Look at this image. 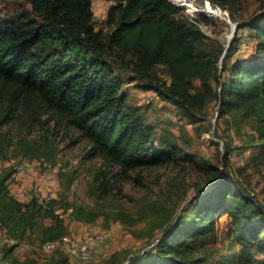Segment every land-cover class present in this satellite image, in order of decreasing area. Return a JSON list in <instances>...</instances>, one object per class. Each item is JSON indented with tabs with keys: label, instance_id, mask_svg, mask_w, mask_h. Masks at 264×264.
<instances>
[{
	"label": "trees",
	"instance_id": "16d2710c",
	"mask_svg": "<svg viewBox=\"0 0 264 264\" xmlns=\"http://www.w3.org/2000/svg\"><path fill=\"white\" fill-rule=\"evenodd\" d=\"M256 1L260 11L245 25L252 52L229 66L223 62L220 73L219 57L202 51L204 35L177 16L180 6L170 0H114L104 21L111 29L107 34L92 26L91 0H31L33 17H2L0 12V127L19 121L44 130L45 119L60 121L88 142L87 159L99 158L126 176L180 163L187 156L158 138L140 107L132 106L123 93V81L107 59L115 53L120 61L133 64L135 74L146 77L143 89L153 91L191 124H197L214 102L218 120L228 129L222 132L242 135L236 148L246 154L244 170L261 173L264 0ZM242 27L223 60L236 52ZM159 68H165L166 79L158 78ZM1 139L0 160H4L8 155ZM232 141H222L224 167L237 145ZM196 164L210 183L207 190L187 203L153 253L134 256L127 264H257L256 253L264 251V206L232 175ZM11 168L0 174V228L15 240L34 230L41 231L45 243L63 237L64 221L44 208L34 189L27 203L10 193L8 183L15 172ZM99 179L106 193L107 173L100 171ZM224 215L229 231L222 241L217 229ZM43 219L52 225L42 228ZM11 250H4L0 264H38L18 261L9 256ZM54 253L56 259L42 264H68L61 249Z\"/></svg>",
	"mask_w": 264,
	"mask_h": 264
},
{
	"label": "rangeland",
	"instance_id": "374dc122",
	"mask_svg": "<svg viewBox=\"0 0 264 264\" xmlns=\"http://www.w3.org/2000/svg\"><path fill=\"white\" fill-rule=\"evenodd\" d=\"M205 1L208 0H187L191 8L181 5L177 16L188 19L204 35L202 51L206 55L219 57L217 64L220 73L223 62L229 66L233 61L243 60L251 54L252 51L241 47L238 41L236 52L222 59L232 41L229 37L232 25L237 24V29L243 26V35L247 22L260 11L259 3L256 0L208 1L225 15L224 18H217L202 12ZM114 3V0H91V23L95 31L110 33L111 29L104 21L108 8ZM172 3L179 4L176 1ZM0 12L2 17L21 14L33 17L34 14L31 0H0ZM107 59L113 62L115 72L123 81L122 90L129 103L140 107L145 120L155 128L158 138L178 147L181 155L187 158L178 164L132 171L126 176L99 158L87 159L88 142L60 121L44 118V130L38 125L27 126L19 121L0 127L1 142L8 155V159L0 160V174L24 162L32 172L33 179L40 183L42 192L45 191L44 177H51L54 181L52 198L40 203L64 221L66 232L63 236L82 239L106 233L107 237L94 247L93 259L84 264H127L134 256H141L144 252L153 253L155 244L183 215L187 203L210 185L197 161L243 182L264 206V171L255 173L244 170L246 154L236 148L242 135L232 131L227 134L222 132L228 129L223 120H218L214 102L207 106L197 124H191L181 118L173 106L162 102L153 91L143 89L146 77L135 74L133 64L120 61L115 53H111ZM165 73V68H159L158 78L166 79ZM195 87L199 88L198 82H195ZM230 138L233 139V146L237 145L226 156L224 167L222 141ZM100 171L107 173L109 184L106 193L100 186ZM13 178H17L14 173L8 183L11 194L13 188L21 184ZM95 215L97 219L93 220ZM251 223L248 221V224ZM48 225H52L50 219L40 221L42 228ZM217 230L218 238L223 241L229 231V218L226 215L220 219ZM0 231L6 240H0V257L5 249L12 247L9 256L20 262L42 264L57 258L54 252L43 250L45 242L41 241L40 230L29 232L22 240L9 237L2 228ZM102 251L107 252L109 257L101 258ZM255 257L257 264H264V251L256 253ZM67 260L68 264H82L70 258Z\"/></svg>",
	"mask_w": 264,
	"mask_h": 264
},
{
	"label": "built area",
	"instance_id": "2783aa9c",
	"mask_svg": "<svg viewBox=\"0 0 264 264\" xmlns=\"http://www.w3.org/2000/svg\"><path fill=\"white\" fill-rule=\"evenodd\" d=\"M170 1L173 2L172 0ZM241 47L245 48L247 51L251 48V42L246 32L243 35H241ZM14 168H15L14 174H19L22 176H28L30 172L28 170V165L24 162L15 165ZM44 181H45L44 182L45 191L42 192L41 187L39 185L40 183L36 180V178L32 181L33 184L32 190L33 189L35 190L39 201L42 200L50 201L52 198L51 188L54 187V183H53L54 181L49 176L48 177L45 176ZM15 194L18 193L16 192ZM30 197H31L30 193L24 195L23 201L26 203L29 202ZM106 237H107L106 233L90 235L82 239L72 238L70 236H63L58 240L46 242L42 248L45 252H54L57 249H61L73 261H77L79 263H86L93 259L92 254L94 251V247H96ZM0 240L3 241L5 240L3 239V235L1 231H0ZM100 255L101 258L103 259L109 257L108 253L105 251H102Z\"/></svg>",
	"mask_w": 264,
	"mask_h": 264
},
{
	"label": "crops",
	"instance_id": "0c3cea01",
	"mask_svg": "<svg viewBox=\"0 0 264 264\" xmlns=\"http://www.w3.org/2000/svg\"><path fill=\"white\" fill-rule=\"evenodd\" d=\"M17 178H13L14 180H17L18 182H20L21 184H19V186H17L16 188H13L12 194L19 199L20 201H23V196L30 193L32 190V181L33 179V174L32 172H29L28 176H22L19 174H14ZM48 177V176H47ZM17 185V184H16ZM28 190V192H27ZM18 194H15V193Z\"/></svg>",
	"mask_w": 264,
	"mask_h": 264
},
{
	"label": "bare ground",
	"instance_id": "6f19581e",
	"mask_svg": "<svg viewBox=\"0 0 264 264\" xmlns=\"http://www.w3.org/2000/svg\"><path fill=\"white\" fill-rule=\"evenodd\" d=\"M172 1L178 2L179 4H177V5H179V6L186 5L189 7V5H191V4L187 3V0H172ZM191 6L189 8H191ZM202 8H203L202 12L209 14L210 16L217 17V18H219V17L224 18V16H225L224 13L220 12L219 10L214 9L209 3H204Z\"/></svg>",
	"mask_w": 264,
	"mask_h": 264
},
{
	"label": "water",
	"instance_id": "95a60500",
	"mask_svg": "<svg viewBox=\"0 0 264 264\" xmlns=\"http://www.w3.org/2000/svg\"><path fill=\"white\" fill-rule=\"evenodd\" d=\"M205 3H209V2H208V1H205ZM178 6H179V5H178ZM227 22H229V21H227ZM236 30H237V24H233V25H232V34H231V36H230V40L233 39ZM227 50H228V49H226L225 52H227ZM223 58H224V57H223ZM223 58H222V59H223Z\"/></svg>",
	"mask_w": 264,
	"mask_h": 264
}]
</instances>
